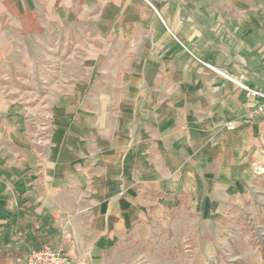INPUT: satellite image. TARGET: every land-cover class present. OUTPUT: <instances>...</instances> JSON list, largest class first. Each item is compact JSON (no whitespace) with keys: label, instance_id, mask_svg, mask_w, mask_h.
<instances>
[{"label":"crops","instance_id":"1","mask_svg":"<svg viewBox=\"0 0 264 264\" xmlns=\"http://www.w3.org/2000/svg\"><path fill=\"white\" fill-rule=\"evenodd\" d=\"M223 73L264 90V0H0V264L42 244L119 264L186 202L195 235L223 238L261 189L263 127ZM40 106L42 155L27 118ZM127 235L141 242L117 250Z\"/></svg>","mask_w":264,"mask_h":264},{"label":"rangeland","instance_id":"2","mask_svg":"<svg viewBox=\"0 0 264 264\" xmlns=\"http://www.w3.org/2000/svg\"><path fill=\"white\" fill-rule=\"evenodd\" d=\"M57 40L60 39L56 38L55 45L59 44ZM55 49L56 55L65 53V49L61 46ZM58 65H54L53 71L58 70ZM243 74L247 77L246 73ZM247 83L252 89L258 90L251 86L252 82L249 79ZM247 95L251 98L248 91ZM250 107L251 111L253 107ZM27 118L34 130L33 137L36 135L47 137L44 145H35L38 153L42 155L45 148L49 146L53 115L46 107L40 106L36 110H28ZM243 120H262L263 122L258 150L255 155H252V173L254 174L252 179L254 184L260 186L261 189L256 187V191L246 192L244 207H240L238 210L229 209L227 214L232 217H229L227 222L223 221L226 226L223 238L218 235L217 239L213 240L210 232L206 231L202 233L203 239L198 234L195 235L193 230H190L191 226L185 223L191 217L189 213L193 214L191 207L186 202L176 212L168 215L171 216V223L166 222L167 224H161L163 226L159 225L157 230L153 231L150 239L147 242L143 241L152 251H132L137 253L131 256H122L118 259V261L120 260L119 264H264V112L253 118L244 119L243 117ZM227 124L229 128V123ZM42 125L47 126L46 134L39 132ZM183 214L188 216H181ZM166 219L168 221V217ZM179 220L183 222L178 223ZM140 242L133 235H127L119 242L117 250L135 247ZM210 245L217 249L207 251V246Z\"/></svg>","mask_w":264,"mask_h":264},{"label":"built area","instance_id":"3","mask_svg":"<svg viewBox=\"0 0 264 264\" xmlns=\"http://www.w3.org/2000/svg\"><path fill=\"white\" fill-rule=\"evenodd\" d=\"M224 74V73H223ZM227 79L231 82L237 84L241 88H244L248 91L250 96L254 99L253 104L251 105L253 109L244 116L245 118H253L257 115H260L264 112V90H255L252 89L247 81V77L244 74L239 76H229L224 74ZM229 128H234V124L229 122ZM40 134L47 133V126L42 125L40 127ZM45 136H35L33 137L35 145H44L46 142ZM63 232L67 234L68 232V223L63 224ZM68 257L64 253L62 246H54L51 244H42L40 247L30 249L24 257L18 259L16 264H67L69 263Z\"/></svg>","mask_w":264,"mask_h":264}]
</instances>
